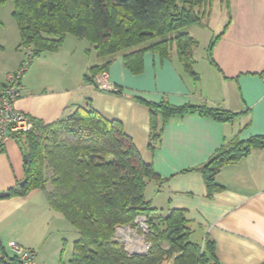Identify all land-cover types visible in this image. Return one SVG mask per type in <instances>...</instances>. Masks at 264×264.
<instances>
[{"label":"crops","instance_id":"crops-1","mask_svg":"<svg viewBox=\"0 0 264 264\" xmlns=\"http://www.w3.org/2000/svg\"><path fill=\"white\" fill-rule=\"evenodd\" d=\"M211 9L205 23L210 35L204 41L195 25L187 30L199 42L194 54L202 61L195 87L175 57L162 58L152 51L144 54L139 74L132 73L123 53H118L110 58L106 74L97 75L96 84L87 83L88 69L109 58H99L87 40L68 34L58 51L32 61L16 108L51 123L78 106L91 105L105 118L120 121L142 159L159 176L152 180L150 197L151 181L146 189L159 214L185 210L192 239L212 241L219 264H264V148L225 166L217 176L222 189L212 196L198 171L227 142L264 135V0H215ZM5 39L0 37V92L25 59L24 50L17 49L20 36L15 53L8 55ZM163 101L177 106L206 104L237 115L222 122L190 113L165 123L159 116L162 136L151 150L148 104ZM24 164L22 148L8 138L0 150V192H10L26 178ZM70 228L78 233L51 207L42 189L0 198V256L13 257L10 244L15 242L34 250L38 264H71L79 233L66 258ZM161 264L175 263L165 258Z\"/></svg>","mask_w":264,"mask_h":264},{"label":"trees","instance_id":"trees-1","mask_svg":"<svg viewBox=\"0 0 264 264\" xmlns=\"http://www.w3.org/2000/svg\"><path fill=\"white\" fill-rule=\"evenodd\" d=\"M214 1L13 0L12 16L20 36L17 49L25 52L23 62L29 56L25 49H29L32 63L45 52L58 51L71 34L87 40L99 58H109L88 69L84 75L87 83L96 84L97 75L108 71L110 58L118 53H123L124 64L132 73H141L147 51L162 58L175 57L195 81L193 56L198 40L181 30L201 22ZM148 105L151 150L162 136L159 116L165 123L190 113L222 122L237 115L206 104L177 106L163 101ZM32 121L34 130L11 133L27 156V181L11 188L9 195L25 196L34 189L46 193L51 207L78 230L71 264H161L165 258H173L175 264H219L212 241L202 244L192 239L185 210L171 209L163 216L153 208L146 189L159 176L142 159L120 121L105 118L91 105L78 106L51 123ZM256 148H264V135L233 139L201 165L198 171L208 196L222 189L217 182L220 171ZM140 215L148 218L153 231L149 237L152 247L147 254H129L116 238V228L133 226ZM0 264L20 262L15 256L2 255Z\"/></svg>","mask_w":264,"mask_h":264},{"label":"built area","instance_id":"built-area-1","mask_svg":"<svg viewBox=\"0 0 264 264\" xmlns=\"http://www.w3.org/2000/svg\"><path fill=\"white\" fill-rule=\"evenodd\" d=\"M21 67L9 74L0 92V146H2L12 132H28L34 130L32 118L16 108V101L22 90V78L31 63V51ZM106 74V72H105ZM153 231L149 228L148 218L145 215L137 216L133 226H118L116 238L120 240L129 254H147L152 247L149 237ZM11 249L20 264H38L34 250L11 242ZM8 260V257H5Z\"/></svg>","mask_w":264,"mask_h":264},{"label":"rangeland","instance_id":"rangeland-1","mask_svg":"<svg viewBox=\"0 0 264 264\" xmlns=\"http://www.w3.org/2000/svg\"><path fill=\"white\" fill-rule=\"evenodd\" d=\"M2 1L3 2H0V37L6 38L5 39V45L7 46V51H6L7 53L6 54L8 55L10 53H12V54L15 53L16 45L18 43L17 41L19 39V31H18V26H17V24H16V22L12 16V12L15 8V4H14L13 0H2ZM211 14H212V9L211 8L206 9L205 10V16L202 19V21L199 23H195V24L190 25V26L195 25L196 27L199 28L197 33L201 35L200 37L203 38V41H204V37L206 38L208 35H210L209 31L207 30L205 23H206L207 19L211 16ZM190 26H188L187 28H185L181 31H183V32L187 31ZM175 34H176V32L173 33L172 35L174 36ZM198 45H199V42H198ZM197 47H195V50ZM200 47H202V46H200ZM195 50H194V52H195ZM0 57H3V56H1V53H0ZM193 57H194L193 58V68L197 72V78L195 79V81L193 78H191V76L188 78L190 79L189 82L192 84V86L195 87L197 84V81H199V79H200V74L198 72V69L200 68V66H198V65L202 61H201V58L199 59L198 56H196L195 54ZM182 69H183V66H182ZM47 174H48V177L50 178L51 174L49 171ZM154 187H155V183H154V181L153 182L151 181V184L149 185V187L147 189V194L149 197L152 194L151 189ZM48 188L52 189V186H48ZM77 234L78 233L75 229L70 228L69 231L66 232V236L64 235L68 239V241L66 243V248H64L65 249L64 255L66 258L67 257L69 258V256L72 253L73 241H74Z\"/></svg>","mask_w":264,"mask_h":264},{"label":"water","instance_id":"water-1","mask_svg":"<svg viewBox=\"0 0 264 264\" xmlns=\"http://www.w3.org/2000/svg\"><path fill=\"white\" fill-rule=\"evenodd\" d=\"M24 161L26 162L27 161V156L24 155ZM27 179L25 178L23 181H21V185H24L26 183ZM10 194V192H0V196L1 197H5V196H8Z\"/></svg>","mask_w":264,"mask_h":264}]
</instances>
